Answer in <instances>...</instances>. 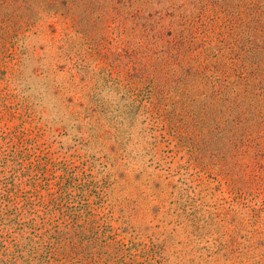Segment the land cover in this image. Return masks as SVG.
<instances>
[{"label":"rangeland","instance_id":"1","mask_svg":"<svg viewBox=\"0 0 264 264\" xmlns=\"http://www.w3.org/2000/svg\"><path fill=\"white\" fill-rule=\"evenodd\" d=\"M0 264H264V0H0Z\"/></svg>","mask_w":264,"mask_h":264}]
</instances>
